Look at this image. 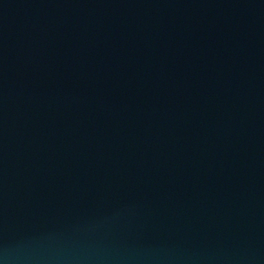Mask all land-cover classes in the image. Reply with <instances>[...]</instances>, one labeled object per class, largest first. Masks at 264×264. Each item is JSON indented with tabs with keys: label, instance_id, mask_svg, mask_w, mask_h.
<instances>
[{
	"label": "water",
	"instance_id": "95a60500",
	"mask_svg": "<svg viewBox=\"0 0 264 264\" xmlns=\"http://www.w3.org/2000/svg\"><path fill=\"white\" fill-rule=\"evenodd\" d=\"M0 264H264V0H0Z\"/></svg>",
	"mask_w": 264,
	"mask_h": 264
}]
</instances>
